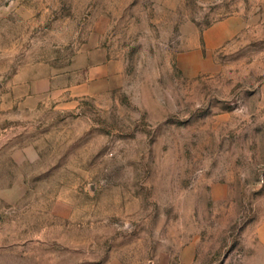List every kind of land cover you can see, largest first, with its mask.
<instances>
[{"label":"rangeland","instance_id":"obj_1","mask_svg":"<svg viewBox=\"0 0 264 264\" xmlns=\"http://www.w3.org/2000/svg\"><path fill=\"white\" fill-rule=\"evenodd\" d=\"M0 264H264V0H0Z\"/></svg>","mask_w":264,"mask_h":264},{"label":"crops","instance_id":"obj_2","mask_svg":"<svg viewBox=\"0 0 264 264\" xmlns=\"http://www.w3.org/2000/svg\"><path fill=\"white\" fill-rule=\"evenodd\" d=\"M228 31L227 30H218V31H215V27H213L212 29H210L208 32H207V37H211V39L213 41H222L224 40L227 36H228Z\"/></svg>","mask_w":264,"mask_h":264}]
</instances>
